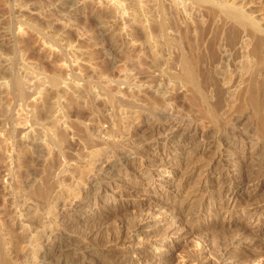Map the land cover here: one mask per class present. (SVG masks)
I'll list each match as a JSON object with an SVG mask.
<instances>
[{
    "label": "rangeland",
    "instance_id": "374dc122",
    "mask_svg": "<svg viewBox=\"0 0 264 264\" xmlns=\"http://www.w3.org/2000/svg\"><path fill=\"white\" fill-rule=\"evenodd\" d=\"M214 1L237 7L264 32V0ZM162 23L167 27L166 35L187 38L194 44L204 33L202 42L195 45L193 53L199 58L200 71L207 66L219 80L218 88L223 92L220 105L225 102L223 107L217 108L212 129L207 130L211 141L222 135L231 115L240 129L258 126L264 115V76L259 77L264 69L258 70V78L253 81L256 89L251 90L252 94H258L259 103L247 104L243 102L244 98L237 104L232 102L231 96L240 83L238 77L241 70L244 71L245 58L237 55L238 48L225 43L228 34L240 36V29L216 8L211 10L191 0H0V119L5 113L9 116L8 133L14 131L17 123L21 127L14 139L4 134L0 123V264H32L31 257H21V248L31 242L30 246L34 248L32 236L56 222L55 203L43 207L36 188L52 186L56 181L61 156L58 149L46 145L41 129L33 125L32 117L41 123L42 128L49 127L46 118L52 111L49 103L54 95L47 77L60 64L58 56L63 51L78 52L76 58L73 53L72 57L69 56L71 64L75 59L82 64L81 75L87 80L88 92L92 93L90 98L83 95L76 108L70 105L72 112L67 111V105L66 109L59 106L62 103L55 107L57 112L73 115L68 123L62 120L63 130L68 134L66 147H63L72 159L62 163L67 173L61 176L64 185L73 192L85 187L95 167L85 143L90 138L105 135L113 134L119 138L133 129L137 113L144 111L141 107H121L118 99L142 106L141 93L151 95L156 86H160L164 94L174 98L177 107L185 108L182 116L188 115L189 110L182 104L185 99L193 98L199 102L198 94L189 86L186 92L175 81L159 74L164 68L174 71L181 64L177 57L168 58L165 47L157 44L162 36L159 32H152V28ZM184 24H211L215 28L210 32L194 27L183 29ZM146 35L151 37L150 41L145 40ZM66 43L72 47H66ZM230 52L235 54L232 59ZM74 70L79 72L76 67ZM67 75L61 74L66 84L74 88L81 86V81ZM151 78L154 80L149 84ZM96 83L111 91L114 99L104 103L106 98L97 90ZM200 115L198 125L205 129L210 125L209 115ZM153 129L151 132L150 127L143 128L147 131L134 138V155H122L116 141L102 147L109 150L107 161L113 162V158L121 157L123 167L114 163L116 174L101 182L105 192L98 193L96 198L90 196L88 202L79 207L72 204V212L68 213L72 224H68L69 229L62 236L64 262L208 264L216 258L214 253L218 248L227 245L231 248L239 242L235 256L244 252L250 256L261 252L264 245L249 249L241 239L243 230L250 231L251 228L244 218L240 219L239 215L229 217L221 209L225 200L219 193L228 178L219 181L223 184L221 187L216 185L218 182L211 181H216L217 175H223L224 169L229 171L232 181H237L241 175H251L259 182L252 202L264 205V139L252 146L246 142L242 144L244 147L237 141L233 150L222 149L219 158L214 156V148L200 154L201 147L192 140L181 141L175 137L164 144L160 141L156 124ZM78 157L82 158L81 162L75 161ZM209 160H212L211 168L207 167ZM2 166L8 169L9 177H5ZM205 178L211 179L210 194L216 201L210 206L206 201L199 209L211 216L189 224L187 221L193 215L177 216L172 211L173 206L179 200L185 202L184 185L196 184ZM79 179L80 189L77 185ZM58 189H53L54 195ZM59 199V204H66L67 195H60ZM250 219L253 223L264 222L263 215ZM217 221H230L233 229L220 232L215 228ZM21 225L31 226L34 235L27 231L28 228L19 227ZM190 225L201 228L202 232L189 233ZM260 233L264 235V225ZM150 242L155 246H149ZM7 243L14 244V252L7 250ZM234 254L229 258L228 255L222 257L223 264H233Z\"/></svg>",
    "mask_w": 264,
    "mask_h": 264
},
{
    "label": "bare ground",
    "instance_id": "6f19581e",
    "mask_svg": "<svg viewBox=\"0 0 264 264\" xmlns=\"http://www.w3.org/2000/svg\"><path fill=\"white\" fill-rule=\"evenodd\" d=\"M191 1L204 5L211 10L214 8L218 9L225 18L232 21L240 29V36L238 34L235 33L233 34L231 32L232 34L227 35L229 37L226 38L227 41L225 42L229 46H231V48L232 47L238 48L239 49L237 51L238 54L237 53L236 54L237 55L240 54L241 58L243 57L245 58L243 59L244 71L241 70L240 76L239 77L237 76L238 80H240V83L239 85H237V88L234 89V94L233 96H231L232 98L231 101L237 104L241 98H244L242 99L244 103L247 104L253 102L259 103L258 102L259 97H257L258 94L256 93L257 96L256 94H252V91H254L252 90V88L256 89L255 87L256 83H254L253 81H255L254 79H256L257 77L256 74L258 73V70H261L262 67L264 69L263 30L255 22L248 19L246 15L237 7L222 5L220 3L215 2L214 0H191ZM181 27H183V29H189L190 27H194V28H198L201 31L209 30V32L215 28L214 25L211 24L209 25L207 24L206 26H198L195 24H190V25L184 24ZM166 29H167L166 25L162 23L153 26L152 32H159L160 35L162 36L161 40H159L157 44L159 46L165 47L164 52L166 56L167 57L173 56L179 58L181 64L179 68L174 71H171L169 68H164L159 72V74L161 73V75L165 76V78L169 79V81L170 80L175 81L180 88H182L183 90L186 89V92L188 91L187 87L189 86L191 88V91H194L198 94L199 102L193 98H190L187 101L185 99L184 100L185 102L182 104L187 106L189 110H187L188 115L182 116L181 114L182 112L185 111V108L177 107L174 98L172 99L169 95L164 94L163 91H161L160 86H156V88L153 90V94L151 95H148L145 92L141 93V98L143 102L142 106H138L136 102H132L130 100L118 99L117 102L121 107H129V108L141 107L144 111L142 113H137L135 117V123L132 126L133 129L128 131L126 134L120 136L119 138H116L117 136L113 134L105 135L99 138H90V140L85 143L86 151L89 156L92 155L90 158L93 159V164H95V167L93 169L92 175L87 178V183L84 188L80 189V185H79L80 179L82 180L83 178L81 177L78 180L77 185L79 186L78 189L80 190H77L76 192H73L72 188H69L67 185H64L63 181L61 180L63 175L67 173V168H65L64 165H62V163H66L67 161L72 159V157H70L66 153L65 151L66 148L63 147L67 144L68 134L66 130H63L65 129V127L63 128L62 126L63 123L62 120L65 119L66 120L65 123H66L67 120L70 119L73 115L57 112L55 110L57 108L55 107L57 104L62 103L63 105L60 104L59 106H62L64 109H66L65 105H67L68 106L67 111L72 112V110L70 111L69 108L70 105L73 104V107L76 108V106L78 105V100L83 95L84 96L86 95L88 98H90L91 97L90 94L92 93L88 92L87 90L88 84L86 83L87 80H85L84 76L81 75L82 72L80 71L81 70L80 67L82 66V64L78 62L76 59L75 61H73V64H71L69 56L72 57V53H73L74 58H76L75 55H77L78 52L66 50L63 51L58 56L60 60L59 61L60 64L56 66L58 70L56 71V68H54L55 70L52 68L53 70L47 77V84H49L51 91H53V95H54V98L51 99V102L49 103V105L51 106L50 109H52V111L46 118L49 127L45 129L42 128V125H40L41 123L38 120H36L34 116L32 117L33 125L41 129V132L44 135V139L46 141V145L48 147L53 146L56 149H58L61 156V162L57 164L59 166V169L56 168L57 170H59L56 176L57 178L56 181L52 184V186L45 185L42 186V188L40 187V189L36 188V193L39 192L38 194H40V196H37V194L36 196L39 197V200L41 199L40 201L43 203V207L46 205H48L47 207H49L51 203H55V205L54 204L53 205L54 208L56 207L57 209L55 210L57 213L55 217L57 219L54 217L56 220V222L53 223L54 226L49 225L50 227L47 228L42 227L44 229L39 230L38 234L35 235L32 233L31 226L29 225L19 226L22 227V229L28 228L27 231L30 232L32 235H34L32 237L36 249L35 246L34 248L32 247L33 245L30 246L32 243L31 242L30 245H25L20 250V254L22 258L25 259L27 257L32 258V264H66L65 263L66 261L64 262V256L62 255V251H61L62 248L64 247L63 245L64 240L62 236L64 235L63 233L67 232V230L69 229L68 224L70 225L72 224L69 222L70 214L68 215L69 212H72L70 211L71 207H73L72 204H75L76 207H79L84 203L88 202L90 196L93 197L95 196L94 198H96V195L98 193L105 192L106 189L105 190L102 189L104 184H102L101 182L106 181L114 174H116L117 171L113 168V165L116 164L120 168L123 167V164L121 163L122 160L121 157L113 158L114 160L113 162L107 161L108 159L107 154L109 153L108 152L109 150H106V148H102L103 146L108 147L111 144V142L116 141V143L120 144V152L122 155H126V156L134 155L135 147H133V144L136 141L134 140V138L137 137L138 135H143L144 132L147 131V130H143V128L150 127L152 129L151 130L152 132L154 130L153 124H156V127L159 129V133L161 134L160 141H163L164 144L169 142L170 139H173L175 137L181 139V141L192 140L195 143V145H197V147H201L200 154L204 153L206 150L210 148H214L215 149L214 156H218L219 158L223 153L222 149H227V151H229L230 149L233 150L235 147H237L236 146L237 141L240 143V145L246 142H250L251 143L250 146H252V145H257L262 141V139H264V137L261 138V136L264 135L263 132L264 115L262 118L259 119L258 122L259 125L257 124L258 126L250 125L249 127L244 129L238 128L236 122L237 120H235V118L232 115L231 116L228 115L229 117L227 119L226 126L222 131V135L216 138L215 140L211 141V137L207 136V132H208L207 130L212 129L213 126L211 124H213L212 120L217 117V108H220V106L223 107V104H225V102L223 101V104L220 105L222 103V102L220 103V101L222 100V98L220 100V97L223 94H221L222 91L219 90L218 88L220 84L219 80L214 76V74L210 72L207 66L203 69V72L200 71L199 58L196 57L193 53V49L195 48V45H198L199 42H202L204 33L202 35H199V39L197 40L196 44H194L195 42L192 43V41H190L187 38H176L174 36L166 35L165 34ZM150 39L151 37H149L148 35L145 36L146 41H150ZM66 44H67L66 47L68 48L72 47V45H70L69 43ZM230 54L231 55H229V57L230 59H232V56H234L235 54L233 55L231 52ZM53 56L55 57V55ZM74 67L77 68V70L79 71L78 73L75 72ZM62 73L68 74L67 77L76 78L79 81H81L82 82L81 86L79 87L76 86L77 88H74L71 87L69 84H66L64 82L66 79L64 78L62 80L61 78ZM261 74L263 75H260L259 77L264 76V71H262ZM151 80L154 79L151 78L148 81L149 84L153 82ZM61 84L63 86H60ZM96 85H97V90L103 95L104 98H106V100L103 101L104 103H106L105 101L108 100L110 101V99H114V97L111 95V91H109L108 89L104 90L97 83ZM93 99L94 98H92V100ZM96 104L97 103H95V105ZM166 105L168 106V108L164 109ZM191 110H195L196 113L192 114L193 111ZM88 112H90V110ZM3 113L4 112H2V114ZM203 113H206L207 116L209 115L208 117L210 119L209 121L210 125L205 129L202 128L200 125H198V119L202 118L200 117L201 116L200 114ZM8 120H9V116L6 113L3 114L0 119L1 128L4 129L5 135L8 134L11 136L10 138L15 139L17 133L20 132L21 129L20 124L17 123L18 125L16 126V128H14V131L8 133V130L6 129L8 126ZM154 121L157 123H154ZM156 142H158V140H156ZM99 146H101V148ZM242 147H244V145H242ZM75 161L81 162L82 158L78 157V159ZM211 164H212V160H209L207 163V167L211 168L212 167ZM2 167L5 177H9L8 169H6L4 166ZM49 169L52 170L51 168ZM221 169L223 170L224 167H222ZM226 178H228L227 184L223 189L222 188L220 189V193H219L220 198H222V200H225V203L223 204L221 209H223L224 213L228 214L229 217H231L232 215H239L238 217L240 219L244 218V220L248 223V225L251 226L250 231H244L245 229L244 230L242 229L243 233L240 236L242 237L241 239L244 241V243L248 246L249 249H251L252 247L259 248L260 246H263L264 235L260 233V229L262 228V225H264V222L261 221V223L259 222L253 223L250 219V217L252 218L253 216H261V215L264 216V205L262 206H259L258 204L255 205L252 202V198L256 195L255 191L258 189L259 182L257 181L258 179L251 177V175H246V176L241 175L237 181H232L231 179H229V171L227 169H224L223 175H219V176L217 175L216 181H211V179L205 178L202 180L200 179L196 184L188 183L187 186L184 185L185 202L182 201L184 199L177 201L178 203H176L177 204L176 206H173L172 211H175L177 216L192 214L193 217L187 221L189 224L194 223L198 219L202 217L204 218L205 216L209 218L211 215L209 214L205 215L206 213L201 212L199 208L200 206L204 205L206 201L208 203V206L214 204V201L216 200H214V198H212V195L210 194V192L212 191L211 182L213 183L218 182L216 185L222 186L223 184L219 181L225 180ZM53 187L55 188L59 187L58 192L55 195L53 194L54 191L53 189H55ZM241 191L243 192L242 194ZM33 193H35V191ZM63 194L67 195V200H66V204L63 203V205H61L62 203L59 204L58 201L60 200L59 199L60 195ZM52 201H56V202H52ZM216 212L214 215H216ZM217 215L219 216V212H217ZM217 222L218 223L215 225L217 227L215 228H217V230L219 228L220 232L221 230L223 231L224 229L230 231L233 226V224L230 223V221L228 222L217 221ZM189 228H190L189 233L191 234L200 232L202 230L201 228L195 225L194 226L190 225ZM224 232H226V230ZM218 233H216V235ZM236 237L238 236H235L234 238ZM239 243L236 246H232L231 248L230 246L228 247V245L221 246V248H218V250H216V252L214 253L216 258L210 260L208 264H223L222 257L228 255L229 258V256L237 252L239 249L238 247ZM67 244L69 245V241L67 242ZM151 245H154V243L150 242L149 246ZM15 249L16 248L13 243H7L8 251L12 253L15 251ZM235 254L234 256H232L233 264H238V263L264 264V248L261 252L259 251L258 254H254L252 256L248 255L246 252L238 256H235ZM68 264H71V262Z\"/></svg>",
    "mask_w": 264,
    "mask_h": 264
}]
</instances>
